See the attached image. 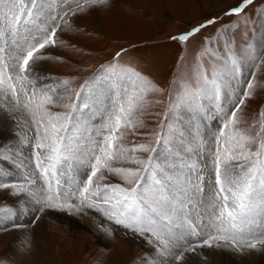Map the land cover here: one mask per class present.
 <instances>
[{
	"label": "snow or ice",
	"instance_id": "6c2138e0",
	"mask_svg": "<svg viewBox=\"0 0 264 264\" xmlns=\"http://www.w3.org/2000/svg\"><path fill=\"white\" fill-rule=\"evenodd\" d=\"M108 3L0 0V109L13 117L17 136L31 148L25 159L10 145L0 148V162L21 176L11 181V168H0V189L26 195L38 212L94 209L145 237L167 264H178L185 253L203 246L264 249V110L259 111L258 129L257 122L242 127L237 115L255 95L259 58L246 74L227 38L223 49L204 50L209 62L197 60L185 72L175 98L168 93V111L181 104L204 108L208 101L220 127L201 136L189 148L192 155L176 151L173 159L161 161L152 140L131 146L124 142L129 134L154 135L157 146L174 139L169 131H138L148 127L144 114L163 89L131 66L117 67L126 49L102 67L114 84L103 100L97 77L74 88L71 79L38 69L53 58L50 47L66 43L58 33L72 27L71 17ZM253 3L239 0L226 14L239 17ZM214 22L172 39L187 42ZM114 177L120 182H113Z\"/></svg>",
	"mask_w": 264,
	"mask_h": 264
},
{
	"label": "rangeland",
	"instance_id": "374dc122",
	"mask_svg": "<svg viewBox=\"0 0 264 264\" xmlns=\"http://www.w3.org/2000/svg\"><path fill=\"white\" fill-rule=\"evenodd\" d=\"M157 1L161 7L155 4ZM238 3L239 0H109L103 7H93L71 17L72 27L58 33L66 43L50 47L47 51L53 58L41 62L38 69L56 79H71L74 88L97 77L98 98L103 100L114 84L109 82L108 73L102 72V67L111 62L118 51L126 49L117 67L131 66L163 89V96L155 94L153 104L144 114L148 127L138 131H169L174 139L157 146L154 135L129 134L124 142L131 146L146 138L152 140V146L157 148L155 155L161 161L173 159L176 151H182L187 157L192 155L188 149L195 148L201 136L208 137L220 127V119L218 116L213 118L215 110L208 101L204 102V108L181 104L168 111V93L172 92L175 98L185 72L197 60L202 59L207 64L209 58L203 55L204 50L209 46L223 49L225 38L231 41V48L241 59L246 74L259 58L255 95L245 101L242 111L237 114L242 127L257 122L256 129L259 128V111L264 110V0H254L239 17L227 15L226 12ZM51 7L55 11L57 4L53 2ZM209 18L217 21L190 36L187 42L172 39ZM173 81L176 82L175 89ZM156 100L162 102L156 103ZM0 114L9 115L2 109ZM8 118L12 123L4 129L18 140L4 138L1 127L0 148L10 145L22 153L21 159H25L31 155V148L17 136L13 117L9 115ZM165 123L169 128L161 129L160 125ZM197 129L200 135H197ZM138 155L145 159L148 156L147 153ZM4 167L11 168L7 179H21L19 171L11 164L0 162V168ZM113 182L120 181L114 177ZM35 208L26 195H14L10 189H0V210H3L0 211V264H161L162 260L167 264L166 258L161 257L145 237L124 229L94 209L38 212ZM123 241L131 251L129 256L121 258L116 249ZM263 259L264 249L237 252L231 248L203 246L187 252L178 264H246L248 260V264H263Z\"/></svg>",
	"mask_w": 264,
	"mask_h": 264
},
{
	"label": "bare ground",
	"instance_id": "6f19581e",
	"mask_svg": "<svg viewBox=\"0 0 264 264\" xmlns=\"http://www.w3.org/2000/svg\"><path fill=\"white\" fill-rule=\"evenodd\" d=\"M154 1H156V0H154ZM162 1V0H161ZM155 3V2H154ZM155 4H157V5H159L160 7H161V3L160 2H156ZM2 112V111H1ZM8 116L9 115H4V114H0V124H2V125H0V128L2 127L3 129L4 128H9L8 127V124H9V122H11V121H9V118H8ZM14 122V121H13ZM12 123V122H11ZM9 126H10V124H9ZM11 128V127H10ZM201 131V130H200ZM203 132V131H202ZM203 134H204V132H203ZM206 136V135H205ZM3 137L4 138H6L8 141H16V140H18V138L15 136V135H13L12 133H10L9 131H7V130H5L4 129V133H3ZM1 138V137H0ZM14 143V142H13ZM12 145H14V144H12ZM20 146V145H19ZM21 147V146H20ZM193 148V147H192ZM27 149V148H26ZM15 150V149H14ZM189 150V149H188ZM23 151V150H22ZM24 153V152H23ZM28 153V152H27ZM25 155V154H24ZM27 157V156H26ZM3 163H5V162H3ZM10 167V166H9ZM5 168V167H4ZM20 178H21V176H20ZM16 180V179H15ZM15 180H13V181H15ZM20 195V194H19ZM16 197V196H15ZM13 199V198H12ZM16 201V200H15ZM33 206V205H32ZM21 212V211H20ZM37 213V212H36ZM58 213V212H57ZM77 216V215H76ZM27 219V218H26ZM75 219V218H74ZM73 219V220H74ZM80 218H78V220H79ZM76 220V219H75ZM80 220H82V219H80ZM79 220V221H80ZM27 221V220H26ZM29 221V220H28ZM83 222V221H82ZM85 223V222H84ZM86 224V223H85ZM88 224V223H87ZM78 225L80 226V223H78ZM94 235H96L95 233H94ZM98 235V234H97ZM102 235V234H101ZM107 237V236H106ZM9 238V237H8ZM106 239V238H105ZM8 240V239H7ZM103 244V243H102ZM116 245V244H115ZM119 245L120 246H118L117 247V249H116V251L118 252V256H125V257H127V256H129V252L131 251L130 249H129V246H128V244H127V242H120L119 243ZM0 248H1V244H0ZM120 248V249H119ZM129 250V251H128ZM208 250V249H207ZM204 251V250H203ZM146 252H147V250H146ZM199 252V251H198ZM152 253V252H151ZM190 252H188V254H189ZM195 253V252H194ZM203 253V252H202ZM248 253V252H247ZM186 254V253H185ZM212 254V253H211ZM253 254V253H252ZM207 255V254H206ZM210 255V254H209ZM189 256V255H188ZM191 256H193V255H191ZM204 256V255H203ZM158 257V256H157ZM202 257V256H201ZM251 257V256H250ZM122 258V257H121ZM160 258V257H159ZM244 258V257H243ZM249 258V257H248ZM260 258V257H259ZM170 259V258H169ZM192 258H190V260H191ZM198 259V258H197ZM241 259V258H240ZM193 260V259H192ZM194 260H195V258H194ZM203 260V259H202ZM257 261H258V259H256ZM255 260V261H256ZM262 260V259H261ZM264 260V259H263ZM163 261V260H162ZM195 262V261H194ZM198 262V261H197ZM204 262V261H203ZM231 262H232V260H231ZM235 262V261H234ZM245 262H247V260L245 261ZM196 263V262H195ZM194 263V264H195ZM221 263V262H220ZM229 263H230V261H229ZM249 263V260H248V262L246 263V264H248ZM259 262H257V264H258ZM260 264V263H259ZM264 264V263H263Z\"/></svg>",
	"mask_w": 264,
	"mask_h": 264
}]
</instances>
